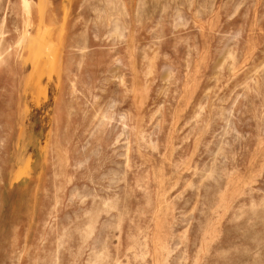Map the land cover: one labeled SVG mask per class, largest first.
Returning a JSON list of instances; mask_svg holds the SVG:
<instances>
[{"label": "rangeland", "instance_id": "obj_1", "mask_svg": "<svg viewBox=\"0 0 264 264\" xmlns=\"http://www.w3.org/2000/svg\"><path fill=\"white\" fill-rule=\"evenodd\" d=\"M0 264H264V0H0Z\"/></svg>", "mask_w": 264, "mask_h": 264}]
</instances>
